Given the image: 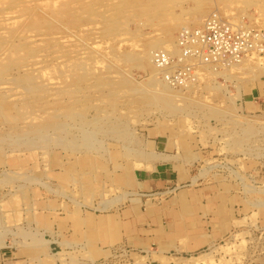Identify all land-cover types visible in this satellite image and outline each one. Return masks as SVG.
I'll return each mask as SVG.
<instances>
[{"label":"rangeland","instance_id":"374dc122","mask_svg":"<svg viewBox=\"0 0 264 264\" xmlns=\"http://www.w3.org/2000/svg\"><path fill=\"white\" fill-rule=\"evenodd\" d=\"M22 2L0 0V264H264V64L159 95L140 52L214 16L264 31V0ZM154 152L173 165L140 192ZM132 192L124 244L101 204Z\"/></svg>","mask_w":264,"mask_h":264},{"label":"built area","instance_id":"2783aa9c","mask_svg":"<svg viewBox=\"0 0 264 264\" xmlns=\"http://www.w3.org/2000/svg\"><path fill=\"white\" fill-rule=\"evenodd\" d=\"M174 47L177 53L155 51L152 63L171 88L187 89L197 83L204 65L231 66L264 55V31L211 17L198 27L181 29Z\"/></svg>","mask_w":264,"mask_h":264},{"label":"bare ground","instance_id":"6f19581e","mask_svg":"<svg viewBox=\"0 0 264 264\" xmlns=\"http://www.w3.org/2000/svg\"><path fill=\"white\" fill-rule=\"evenodd\" d=\"M33 2V0H23V2H22V5H25V6H27V5H30V4H33L32 3ZM42 2H44V1H42ZM38 3H40V2H38ZM35 4V3H34ZM44 4H46V3H44ZM9 5V4H8ZM14 5H16V4H14ZM20 6H21V4H19ZM10 10V9H9ZM12 11V10H11ZM11 11H9L10 13H5V16L3 17L4 18V22L6 21V22H11L12 23V20H13V17H12V13H11ZM13 13H16L15 11L13 12ZM3 14V13H2ZM214 16V15H213ZM1 17V16H0ZM215 17V16H214ZM209 18H211V17H209ZM216 18H220V17H216ZM233 18V17H232ZM221 19V18H220ZM235 20V19H234ZM235 24V23H234ZM242 24V23H241ZM241 24H239V26H242ZM244 27V26H243ZM186 28H191V27H186ZM67 32V31H66ZM42 33V32H41ZM125 33V32H124ZM16 34H18V33H16ZM5 35V34H4ZM121 35V34H120ZM128 35V34H127ZM173 35V34H172ZM38 36H40V35H34V36H28V39L30 38V40H28L29 42H30V44H35V45H39L41 42H44L45 41V39L44 38H42V39H35V37H38ZM132 36H134V35H132ZM173 37H175V36H173ZM134 39V38H133ZM172 39V38H171ZM174 39V38H173ZM63 40H65V39H63ZM175 40H176V38H175ZM124 42V41H123ZM166 41H164V43H165ZM172 42V41H171ZM175 41H173V43H171L169 46H166V47H164L163 45L164 44H161L160 42L158 43V42H152L148 47H146V48H144L142 51H140V52H142V61H143V63H144V65H145V67L151 72V74H152V76L156 79V82H157V84L155 85V87H156V90L155 91H157L158 93H159V95H162V94H160V93H163V92H166V91H168V90H172L173 91V88H171L169 85H167L165 82H163V80L162 79H160V78H157V75L159 74L160 75V71L158 70V69H156V67L153 65V63H152V54L155 52V51H157V50H163V49H168V47H169V51H171V52H173V53H177L178 51L175 49V47H174V45H175V43H174ZM134 43V42H133ZM166 44V43H165ZM121 45H122V43H121ZM93 46H95V45H93ZM97 46V45H96ZM96 46H95V48H96ZM106 46V45H105ZM99 47V46H98ZM170 48H171V50H170ZM79 49V48H78ZM141 49V48H140ZM137 50V49H136ZM139 50V49H138ZM138 50L136 51V52H138ZM83 51V50H82ZM56 54H59V53H61V51H57V52H55ZM40 55V54H39ZM258 56H261V55H256V56H252V57H249V58H247V59H245L242 63H240V64H236V65H221V66H219V65H217V66H209V65H204L203 66V69H202V72L199 74V76H200V78H199V80L197 81V83L196 84H194V86L196 85H199L198 83H199V81H201V79H206V77L207 76H212V77H214V76H216L217 77V75H223V74H225L224 72H227V71H235V70H237V69H239L241 66L240 65H242L243 63L245 64V63H248V60H250V61H253V58H255L256 60V62L257 63H262V64H264V55L262 56V57H258ZM37 58V57H36ZM58 59H60V60H62V55H58ZM138 60V59H137ZM247 61V62H246ZM255 62V63H256ZM43 63V61H40V60H38V59H33V60H31V61H29V63H28V65L29 66H31V67H33V68H35V69H38L39 67H40V65ZM141 64V63H140ZM254 65V64H253ZM45 66V65H44ZM250 66V65H249ZM255 66V65H254ZM215 67H217V68H221L220 70H217ZM239 67V68H238ZM246 67V66H245ZM253 67V66H252ZM257 66H255V68H256ZM244 68V67H243ZM46 69V68H45ZM143 69V68H142ZM241 69V68H240ZM248 69H249V67H248ZM260 69V68H259ZM253 70H255V69H253ZM261 70V69H260ZM256 71V70H255ZM47 72V71H46ZM239 72V71H238ZM243 72V71H242ZM148 73V72H147ZM240 74V73H239ZM242 74V73H241ZM240 74V75H241ZM245 74H246V72H245ZM234 75V74H233ZM237 75V74H236ZM14 76V75H13ZM43 76H45V74L43 75ZM48 77H49V75H47ZM226 76V78L227 79H230V77L229 76H227V75H225ZM259 76V75H258ZM151 77V76H150ZM149 77V78H150ZM208 78V77H207ZM5 79V78H4ZM153 80V79H152ZM155 81V80H154ZM203 81V80H202ZM150 83V82H149ZM201 83V82H200ZM1 86V85H0ZM8 86V85H7ZM5 87V86H4ZM159 87V88H158ZM192 87V86H191ZM191 87H188L187 89H190ZM207 87V86H206ZM47 90V89H46ZM200 90V89H199ZM184 91V90H183ZM205 91V90H204ZM203 91V92H204ZM166 93H169V92H166ZM176 93H178V92H176ZM190 93V92H189ZM216 93V92H215ZM215 93H214V95H215ZM164 94V93H163ZM180 94V93H179ZM182 94V93H181ZM211 94V93H210ZM166 95V94H165ZM204 95H207V94H204ZM218 95V94H217ZM221 95V94H220ZM167 96V95H166ZM170 96V95H169ZM169 96H167V97H169ZM184 96H185V94H184ZM216 96V95H215ZM170 97H172V96H170ZM172 98H177V97H172ZM217 99H218V96H217ZM220 101V100H219Z\"/></svg>","mask_w":264,"mask_h":264},{"label":"crops","instance_id":"0c3cea01","mask_svg":"<svg viewBox=\"0 0 264 264\" xmlns=\"http://www.w3.org/2000/svg\"><path fill=\"white\" fill-rule=\"evenodd\" d=\"M154 157L157 158L158 160H156L157 162L153 161L152 163L154 164L153 166L154 169L149 173V174H155V178H151L148 179L146 181H143L142 183H138V186L141 187L142 189L140 190L143 192H146L148 190H152V189H156L158 185H161V183H165L164 180L162 178L157 179L156 175H159L160 173H162V170L164 171V169H162L163 166L166 165H173V162H166V155L162 154V153H157L154 152ZM153 172V173H152ZM161 175V174H160ZM141 196H144L143 194L139 196H136L134 194V192H132V195H128L127 196V201H123L126 202L125 204L123 203L121 206V204H119L120 201H122L124 198L126 197H122L119 198V202L117 201V199H109L107 201H104L101 204V207L103 210H107V212H109V215H106L104 218L101 219L100 222H110V224L115 225L116 230H121L123 231V236L120 233L119 238H122L123 240H125L124 244H128L129 243V237L132 231V226L129 225L130 224V220H132V212H133V208L131 209V205L135 204V202L141 201ZM122 203V202H120ZM118 204V205H117ZM131 204V205H130ZM123 207V208H122ZM117 209V211H116ZM103 217V216H102ZM109 218V219H107ZM99 222V219H98ZM109 226L104 225L102 227H100L101 229H108ZM145 230V229H144ZM150 230L153 231V229L150 227ZM180 251V250H178Z\"/></svg>","mask_w":264,"mask_h":264}]
</instances>
